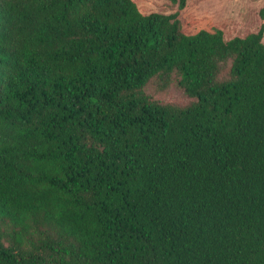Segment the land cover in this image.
I'll return each mask as SVG.
<instances>
[{
    "label": "trees",
    "instance_id": "16d2710c",
    "mask_svg": "<svg viewBox=\"0 0 264 264\" xmlns=\"http://www.w3.org/2000/svg\"><path fill=\"white\" fill-rule=\"evenodd\" d=\"M168 1L0 0V264H264V23Z\"/></svg>",
    "mask_w": 264,
    "mask_h": 264
},
{
    "label": "rangeland",
    "instance_id": "374dc122",
    "mask_svg": "<svg viewBox=\"0 0 264 264\" xmlns=\"http://www.w3.org/2000/svg\"><path fill=\"white\" fill-rule=\"evenodd\" d=\"M135 1L143 12L174 10L168 0ZM263 6L264 0H187L180 17L183 28L188 33H194L202 28L225 26L228 34H234L236 31L252 29L261 22L264 23V18H259V10ZM227 66L223 70L224 73ZM143 90L151 99L161 103L185 106L193 100L178 86L175 74H172L170 82L165 87H162V80L154 76Z\"/></svg>",
    "mask_w": 264,
    "mask_h": 264
}]
</instances>
